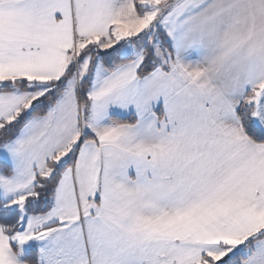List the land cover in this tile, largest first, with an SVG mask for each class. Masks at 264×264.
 <instances>
[{
  "label": "snow or ice",
  "instance_id": "snow-or-ice-1",
  "mask_svg": "<svg viewBox=\"0 0 264 264\" xmlns=\"http://www.w3.org/2000/svg\"><path fill=\"white\" fill-rule=\"evenodd\" d=\"M0 264H264V0H0Z\"/></svg>",
  "mask_w": 264,
  "mask_h": 264
}]
</instances>
